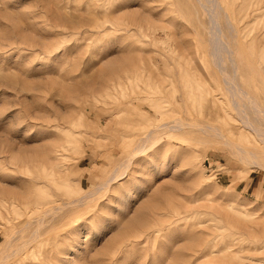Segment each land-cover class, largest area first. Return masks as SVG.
<instances>
[{
	"label": "rangeland",
	"instance_id": "rangeland-1",
	"mask_svg": "<svg viewBox=\"0 0 264 264\" xmlns=\"http://www.w3.org/2000/svg\"><path fill=\"white\" fill-rule=\"evenodd\" d=\"M261 137L264 0H0V264H264Z\"/></svg>",
	"mask_w": 264,
	"mask_h": 264
},
{
	"label": "bare ground",
	"instance_id": "bare-ground-1",
	"mask_svg": "<svg viewBox=\"0 0 264 264\" xmlns=\"http://www.w3.org/2000/svg\"><path fill=\"white\" fill-rule=\"evenodd\" d=\"M217 37H218V36H217ZM217 37H216V39H215V44H214V41L212 40V41H213L212 43L214 44V45H213L214 47H212V48H214L212 53H213L214 56H217V53L221 50V49L219 50V48L224 47L220 42H219V43H220L221 45H219V43H217V41H218V40H217ZM220 46H221V47H220ZM220 53H221V51H220ZM213 58H216V57H213ZM214 60H215V59H214ZM215 61H216V60H215ZM219 61H220V60H219ZM230 81H231V80H230ZM227 82H228V81H227ZM230 83L232 84V83H234V82H230ZM227 84H228L229 86L231 85V84H229V82H228ZM233 86H234V85H233ZM230 87L232 88V86H230ZM232 91H234V90L232 89ZM234 92H235V91H234ZM232 94H233V93H232ZM248 96H249V95H248ZM235 101H236V100H235ZM235 101H233V102H235ZM235 103H236V102H235ZM235 103H234V104H235ZM235 105H237V104H235ZM237 106H238V105H237ZM237 108H238V107H237ZM237 110L239 111V109H237ZM242 116H243V115H242ZM241 120L244 121L246 127H248V128H249V127H252V126H251L252 124H251V122H250L249 120L245 119L244 117H243ZM162 124H163V123H162ZM181 124H182V122H179V123L176 122L175 124L169 125V127H170V128H174V129H176V128L180 127ZM166 125H167V124H166ZM204 126H207V125H204ZM211 126H212V125H211ZM212 129L215 130L216 133L219 134V135H221L222 137H226V140H227L228 142H231V144H232V143L235 144L238 150H243V149L245 150L244 147L240 146V144H238L234 139H232V140L229 139V138L227 137V135H226L224 132L218 130L217 127H213ZM152 130H153V129L150 128V129L147 131V133H146V135H145V138H146L147 140H148V138L150 137V134H151V131H152ZM255 132H256V134H259L258 131H255ZM248 134H250V133H248ZM259 135H260V134H259ZM260 136H261V135H260ZM250 137H251V136H250ZM262 137H263V136H262ZM262 137H261V140H264V138H262ZM226 140H225V141H226ZM253 140H254V139H253ZM138 148H139V147H138ZM141 148H142V147H140L139 150H141ZM242 148H243V149H242ZM245 151H247V150H245ZM250 151H251V150H250ZM249 153H250V155H251V154H252V155L254 154V153H252V152H249ZM239 155H240V154H239ZM252 159H253V158H252ZM253 160L256 161L255 159H253ZM253 160H252V163H253ZM254 164H256V163H254ZM126 165H127V164H126ZM263 167H264V166H263ZM120 175H121L120 173L117 174V173L115 172V174H114L113 176H111V177L109 176L110 178L108 179V181L106 182V184H109V183L112 181V179H117L118 176L121 177V176H123L124 174H122L121 176H120ZM106 186H107V185H106ZM52 209H53V208H52ZM39 225H40V224H39ZM37 229H38V228H37Z\"/></svg>",
	"mask_w": 264,
	"mask_h": 264
}]
</instances>
